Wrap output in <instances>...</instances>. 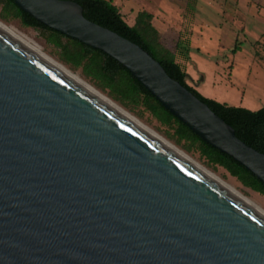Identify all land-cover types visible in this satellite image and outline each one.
Segmentation results:
<instances>
[{
    "label": "water",
    "instance_id": "obj_1",
    "mask_svg": "<svg viewBox=\"0 0 264 264\" xmlns=\"http://www.w3.org/2000/svg\"><path fill=\"white\" fill-rule=\"evenodd\" d=\"M118 62L264 186V154L75 2L11 0ZM0 264H264V214L0 28Z\"/></svg>",
    "mask_w": 264,
    "mask_h": 264
},
{
    "label": "rangeland",
    "instance_id": "obj_2",
    "mask_svg": "<svg viewBox=\"0 0 264 264\" xmlns=\"http://www.w3.org/2000/svg\"><path fill=\"white\" fill-rule=\"evenodd\" d=\"M107 1L119 9L129 26L134 24L139 12L154 14L151 24L159 35V43L174 56L175 62L190 78L187 84L200 95L250 111L264 107V0ZM256 8L261 10L258 18ZM0 22L10 26L48 58L64 65L142 126L264 211V196L244 187L223 168L210 165L197 151L187 150L183 142L177 143L172 137L173 129L162 125L144 106L121 104L107 90L100 89L85 77L80 69L66 64L61 58V49L49 41L46 33L26 27L18 19H4L1 5ZM159 32L165 33L164 43Z\"/></svg>",
    "mask_w": 264,
    "mask_h": 264
},
{
    "label": "trees",
    "instance_id": "obj_3",
    "mask_svg": "<svg viewBox=\"0 0 264 264\" xmlns=\"http://www.w3.org/2000/svg\"><path fill=\"white\" fill-rule=\"evenodd\" d=\"M77 3L82 8L83 17L120 37L138 45L165 70L167 75L186 88L225 124L234 130L235 137L255 151L264 154V107L250 111L230 107L207 99L187 84L188 74L174 56L159 43V35L151 24L152 15L139 12L134 24L129 26L119 9L107 0H64ZM1 16L13 18L29 28L48 35L49 41L61 49L62 60L73 69H80L100 89L123 105H142L162 125L173 129L172 137L182 143L187 150L197 151L210 165L223 168L244 187L264 196V186L244 167L201 141L185 125L169 114L118 62L104 53L93 50L76 40L55 32L27 14L23 13L11 0H0Z\"/></svg>",
    "mask_w": 264,
    "mask_h": 264
},
{
    "label": "bare ground",
    "instance_id": "obj_4",
    "mask_svg": "<svg viewBox=\"0 0 264 264\" xmlns=\"http://www.w3.org/2000/svg\"><path fill=\"white\" fill-rule=\"evenodd\" d=\"M9 27L0 22V28L2 30H4L5 32H7L8 34H10L11 36H13L14 38H16L17 40H19L20 42H22L30 50H32L36 55H38L41 59H43L48 64H50L51 66H53L54 68H56L57 70H59L61 73H63L64 75H66L67 77H69L70 79H72L74 82H76L77 84H79L80 86H82L83 88H85L87 91H89L90 93H92L93 95H95L96 97H98L100 100H102L103 102H105L106 104H108L109 106H111L112 108H114L118 113H120L127 120H129L130 122H132L133 124H135L136 126H138L140 129H142L143 131H145L146 133H148L150 136H152L153 138H155L156 140H158L160 143H162L163 145H165L167 148H169L170 150H172L174 153H176L178 156H180L186 162H188L189 164H191L193 167H195L197 170H199L205 176H207L208 178H210L212 181H214L215 183H217L218 185H220L222 188H224L225 190H227L230 193L234 194L235 196H237L238 198L242 199L243 201L247 202L248 204H250L251 206L255 207L261 213L264 214V211H262L257 206H255L254 204H252L250 201H248L247 199H245L244 197H242L238 192H236L230 186H228L227 184L223 183L221 180H219L218 178H216L213 174H211L210 172H208L207 170H205L201 166L197 165L195 162H193L187 156H185L182 152H180L175 147H173L172 145H170L169 143H167L165 140H163L162 138H160L159 136H157L156 134H154L152 131H150L149 129H147L144 126H142L133 117H131L129 114H127L124 110H122L119 106H117L110 99H108L107 97H105L104 95H102L100 92H98L97 90H95L93 87H91L89 84H87L78 75L72 73L64 65H62L60 63H57V62L53 61L52 59L48 58L36 46H34L30 41H28L22 35H20L19 33H17L16 31H14L12 28H9Z\"/></svg>",
    "mask_w": 264,
    "mask_h": 264
},
{
    "label": "crops",
    "instance_id": "obj_5",
    "mask_svg": "<svg viewBox=\"0 0 264 264\" xmlns=\"http://www.w3.org/2000/svg\"><path fill=\"white\" fill-rule=\"evenodd\" d=\"M247 8H251L252 9V7H248V6H246ZM247 8H245V10L247 9ZM255 9V8H254ZM261 11V10H260ZM259 11V9H257L256 8V10H255V13H256V17L258 18V13L260 12ZM148 13H150V12H148ZM151 15H152V20L155 18V16H154V14L153 13H150ZM160 33V32H159ZM160 38H161V41H162V43H164V40H165V38H166V36H165V33H160ZM190 38V37H189ZM190 40V39H189ZM164 46H167V45H165V44H163ZM183 46V45H182ZM177 62V61H176ZM195 87L197 86V85H194Z\"/></svg>",
    "mask_w": 264,
    "mask_h": 264
},
{
    "label": "flooded vegetation",
    "instance_id": "obj_6",
    "mask_svg": "<svg viewBox=\"0 0 264 264\" xmlns=\"http://www.w3.org/2000/svg\"><path fill=\"white\" fill-rule=\"evenodd\" d=\"M190 79V78H189Z\"/></svg>",
    "mask_w": 264,
    "mask_h": 264
}]
</instances>
